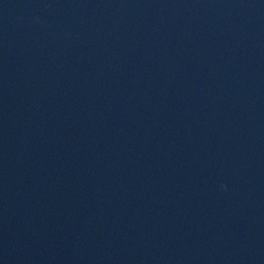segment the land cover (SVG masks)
Masks as SVG:
<instances>
[{
	"label": "water",
	"instance_id": "obj_1",
	"mask_svg": "<svg viewBox=\"0 0 264 264\" xmlns=\"http://www.w3.org/2000/svg\"><path fill=\"white\" fill-rule=\"evenodd\" d=\"M0 264H264V0H0Z\"/></svg>",
	"mask_w": 264,
	"mask_h": 264
}]
</instances>
